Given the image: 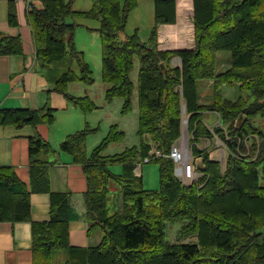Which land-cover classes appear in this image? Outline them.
Wrapping results in <instances>:
<instances>
[{
  "label": "trees",
  "instance_id": "trees-1",
  "mask_svg": "<svg viewBox=\"0 0 264 264\" xmlns=\"http://www.w3.org/2000/svg\"><path fill=\"white\" fill-rule=\"evenodd\" d=\"M75 1L42 0L43 9L28 12L36 57L46 69L68 57L75 59L81 74L72 68L58 74L54 89L83 111L95 110L98 106L89 96L67 91L69 82H93L90 65L74 40L80 24L67 18L98 20L106 97L109 102L122 98L124 114L132 109L131 72L136 56L140 62L139 144L105 154L110 144L126 136L116 123L90 153L87 137L97 128L89 125L60 144L83 168L88 233L94 228L103 232L97 245H70V192L51 191L48 168L41 159L31 162V188L12 166L0 165V221H32V193L50 194V219L32 222L33 264H54L60 249L71 253L65 264H264V132L254 125L255 118L264 117V0H193L195 46L177 50H161L158 38L161 24L176 23V0H153L154 24L147 41L137 32L120 40L128 13L140 0H93L88 10H75ZM9 22L18 24L13 1ZM223 50L230 52L232 66L218 74L217 53ZM23 51L21 36L0 35V55ZM174 56L182 59L181 67L172 65ZM202 79L216 80L209 105L200 103L197 82ZM223 84H239L241 92L249 91L255 99L224 98ZM184 105L192 165L200 173L191 184L177 177L171 157L183 133ZM206 110L220 115L219 125L211 128L204 122ZM54 120L49 106L0 109L2 124L36 127ZM217 139L227 151L225 165L212 157L210 146L200 145L205 140L214 145ZM153 149L160 151V156L151 159L159 164V188L148 189L135 169ZM50 151H54L52 145L40 134L30 138L31 157ZM118 164L122 165L119 174L110 168ZM112 182L121 185L123 204L110 214ZM168 221L183 222L175 241L167 237Z\"/></svg>",
  "mask_w": 264,
  "mask_h": 264
},
{
  "label": "crops",
  "instance_id": "crops-1",
  "mask_svg": "<svg viewBox=\"0 0 264 264\" xmlns=\"http://www.w3.org/2000/svg\"><path fill=\"white\" fill-rule=\"evenodd\" d=\"M12 1L16 9L17 25H11L9 22V10ZM82 1L76 0L74 2L73 7L77 4V7L74 8L75 10L90 9L93 0H90L91 2L86 1V4L81 3ZM142 1L140 0L139 4ZM176 1V23L161 24L159 26V48L161 50L193 49L195 46L194 22L192 21L194 1ZM30 7L36 9L44 8L42 0H0V35L21 36L24 50L22 54L0 55V109L29 108L38 110L49 106L54 111L55 120L51 124L40 123L36 127L30 124L18 127L14 124L0 123V165L12 166L19 178L31 188V162L36 159L44 160L45 163L43 165L48 168L51 191L70 192L72 213V220L69 223L70 245L74 247L95 246L101 241L103 232L100 228H94L91 235L88 233L89 224L85 218L87 180L83 168L73 162L70 154L61 150L60 144L69 134L77 132L87 125L91 128H97L96 131L87 137L88 153L108 134L112 124L116 123L121 129H124L125 137L128 136L129 124H133V133L136 134L139 114L138 94L133 99L134 110L132 112L117 118H111L114 107L117 109L116 113L119 114L123 99L114 98L111 102L107 100L106 91L108 85L102 80L101 70V75L98 74L97 77L91 75L93 82L76 80L69 82L67 86V91L70 95L89 96L97 104L98 108L91 112H85L80 107L75 106L68 96L54 89V80L58 76L59 70L62 71L64 69L60 65L61 63L46 69L41 67V62L36 57L35 41L28 15ZM89 22L82 21L75 29V43L80 51H84V43L91 41L92 38H94V46L98 48L97 35L88 32L86 27L90 30H97L99 24ZM181 30L186 35H183L185 39L180 37L182 35L180 34L182 33ZM91 35L92 37H90ZM88 49V57L84 54L85 60L93 72L95 67V70L99 71L102 66L99 58L101 53L99 55L97 51H93L92 54L90 53V46H88ZM175 60H177V63L174 62ZM66 63L67 61L62 63V65L65 66ZM172 64L181 66V61L173 57ZM54 67L58 71H52ZM131 78L132 80L134 79L133 76ZM199 81L197 86L200 102L202 104L210 103L212 101L210 91L211 87L214 86L215 79H208V82L201 83L200 90ZM225 86L231 85H223L222 87ZM229 93L233 95V91ZM236 95L238 94L236 93ZM109 111L110 113H108ZM206 112L209 114L205 115ZM107 114L109 117H107ZM130 115L131 118L129 119L128 116ZM204 118L210 122H207ZM103 120L105 121L104 123ZM203 120L209 127L216 126L220 122L219 115L215 111L203 112ZM37 134L47 140L54 151L41 154L39 152L31 157L29 152L30 138ZM203 142L200 145L206 147L204 146L205 142ZM115 143L108 146L105 154L121 152L129 147L127 141L120 143L122 144L121 147ZM36 164L40 165V161H37ZM110 168L117 174L122 172V166L114 165ZM151 170L150 167L142 165L140 173L136 172V174H142L145 181ZM50 200L51 196L48 192H33L31 195L32 221H0V264H33L32 222L50 219ZM122 204L117 203V206L120 208ZM70 256L71 253L64 249L60 258L54 259V262L56 264H65Z\"/></svg>",
  "mask_w": 264,
  "mask_h": 264
},
{
  "label": "rangeland",
  "instance_id": "rangeland-1",
  "mask_svg": "<svg viewBox=\"0 0 264 264\" xmlns=\"http://www.w3.org/2000/svg\"><path fill=\"white\" fill-rule=\"evenodd\" d=\"M86 1L91 2L90 0H83L81 3H85L86 4ZM176 6H177V1H176ZM76 7H77V4H75L74 8H76ZM82 8H84V7H82ZM73 19L78 24H80L82 21H84V22L90 21L89 23L99 24L98 20L87 19V18H82V17H75V18L74 17H68L67 21L68 22H72ZM127 20L128 21H127V24H126V27H125V31L120 34V40H123L127 35H131L134 32H137L142 41H147L149 39V36H150V30H151V28H152V26L154 24V1L153 0H143L142 2H140V4L137 5L133 10L129 11ZM176 21H177V14H176ZM86 30L88 32H90V33H94V34L97 35L98 48L94 46V38H92L91 41H87V43H84V48L85 49H84V51H81V52H83V54H85V56L88 57V53H89L88 46H90V53L93 54V51H95V52L97 51V53L99 55L101 53V57H99V58L101 59V62H102V40L100 41V39H101L100 34H99V32L97 30H92V29L90 30V29H88V27H86ZM181 32L182 33H180V34H182V35H180V37L185 39L184 36H186V35L184 34V32L182 30H181ZM86 37H87V35H86ZM90 37H92V35ZM158 38H159V33H158ZM74 40H75V38H74ZM85 56H84V58H85ZM174 58H178L181 61V65H182V59L179 56H174ZM65 61H67V63H66L65 66H63L62 63H64ZM174 62L177 63V60H175ZM60 65L64 69L62 71L59 70V75L61 73L65 72V71H67L70 68H72L76 72L77 75L81 74L80 66L78 65V63H77V61L75 59L72 60L71 58L68 57L65 60H63ZM173 66H175V65H173ZM231 66H232V60H231L230 52L229 51H224V50L223 51H219L217 53V62H216V71H217V73L220 74V73L226 71L227 69H229ZM139 67H140V62H139L138 57L136 56L135 59H134V67H133L132 72H131V77L132 76L134 77V79L132 81H133V83L135 85V88H134V93H133V97H132V109L129 112H132L134 110L133 99L138 94L137 81H138ZM178 67H181V66H178ZM90 69H91V67H90ZM95 69H96V67H95ZM95 69H94V72L91 69L92 75H94L95 77H97L98 74L101 75L102 66L99 68V71H96ZM52 71L55 72V71H58V69L54 67L52 69ZM99 81H101V80H99ZM204 82H208V79H202V80L199 81V90L201 89V85L200 84L204 83ZM102 83H104V82H102ZM223 85H228V84H223ZM238 85L239 84L233 85V86H236V87H231V86L222 87L221 86V92H222L223 97L227 98V99H230V100H235L240 95H242L249 102H251V101H253L255 99L254 96H252V94L249 91L241 92ZM197 88H198V86H197ZM231 91H233V95L229 93ZM213 92H214V86L211 87L210 93L213 94ZM236 93L238 95H236ZM199 97H200V95H199ZM211 100H212V96H211ZM210 103L203 104V105H209ZM114 106H115V104H114ZM116 110H117L116 107H114V112H113L111 118H117L118 116H121V115L124 114L121 111V109L119 110V114L116 113ZM206 111H211V110H206ZM108 113H110V111ZM207 114H209V113L206 112L205 115H207ZM107 117H109L108 114H107ZM128 117L130 119L131 115L128 116ZM187 117H188V114H187V111H186V113L183 116V121H182V129H183L182 136L175 143L176 146H178V147H181V146L183 147V144L184 143L186 144V142L189 143V135L187 133L188 130H187V121H186ZM219 118H220V115H219ZM205 120L207 122H210L207 119H205ZM218 121H219V119H218ZM104 122L105 121L103 120V123ZM219 124H220V122L217 125H219ZM254 125L264 132V117L258 116L257 118H255L254 119ZM129 126L130 127L128 129L129 130L128 131V136L125 137V139H123L122 141H119V142L115 143L117 146L121 147L122 144H120V143H125L126 141H127V145L129 147L139 144L140 139L138 141V137L139 136H137V132H136V134L133 133L134 125L133 124H129ZM212 127H214V126H212ZM122 130H124V129H122ZM204 142H203L204 146H206V147L210 146V148H211L210 151L212 153V157L215 158V159L221 160L222 163L225 165L226 157H227V151L225 149V146H223L221 144V142L218 141V140H216L214 145L212 144V142L210 140H206ZM189 145H190V149L189 150H186V152H185V149H184L183 158L185 157L186 154H187L186 157H188V159L185 160V161H188V160H190V158H192L191 144L189 143L188 146ZM174 163H175V171H176V167L178 168L180 166L179 163H182V165L180 166L181 170L184 168L183 161L177 160ZM139 165H140V163H138V165H137V169H136L137 173L138 172L140 173V166ZM142 165H144L145 167H150L152 169L151 172L148 175V178L144 181V187L148 188V189H157V188H159V164L157 162H155V161L154 162L150 161V162H147V163L142 162ZM116 166L120 167L122 165L118 164ZM193 172H194V177L198 178L200 176V173L195 171L194 168H193ZM259 173H260V180H261V177H262V170L261 169H259ZM109 189H110V195H109V201H108V207H109L108 212L110 214H113L114 212H116L117 210H119L121 208V207L119 208L117 206V203L120 204V205L122 204V200H121L122 199V196H121V185L116 183V182H112L109 185ZM182 225H183V222H180V221H176V222L168 221L167 222L166 234H167V237H168V239L170 241H175V240L178 239L179 231H180ZM63 251H64V249L58 250L55 253V255H54V257H55L54 259L60 258V255H61V253H63Z\"/></svg>",
  "mask_w": 264,
  "mask_h": 264
},
{
  "label": "built area",
  "instance_id": "built-area-1",
  "mask_svg": "<svg viewBox=\"0 0 264 264\" xmlns=\"http://www.w3.org/2000/svg\"><path fill=\"white\" fill-rule=\"evenodd\" d=\"M34 9V7H30V11ZM185 144V143H184ZM183 144V145H184ZM185 152L186 150H188V142H186V146H185ZM184 149L183 147H178L176 146V144L173 147V150L171 152V157L173 158L174 162H176L177 160L179 161H183L184 163V168L181 170L180 166L182 165V163H179V167H176V175L179 177V179H181L185 184H191L193 180L196 179V177H194V172H193V165H192V159L190 158V160L185 161V159L183 158V154H184ZM187 155V154H186ZM155 156H160V151H158L157 149H153L150 152V156L146 157L144 159L143 162L147 163L150 162L152 157ZM188 159V157H186V160ZM140 168L142 166V163H140Z\"/></svg>",
  "mask_w": 264,
  "mask_h": 264
},
{
  "label": "water",
  "instance_id": "water-1",
  "mask_svg": "<svg viewBox=\"0 0 264 264\" xmlns=\"http://www.w3.org/2000/svg\"><path fill=\"white\" fill-rule=\"evenodd\" d=\"M186 113V106L184 105L183 106V116H184V114ZM186 121H188V120H186ZM188 133V132H187ZM189 135V134H188Z\"/></svg>",
  "mask_w": 264,
  "mask_h": 264
},
{
  "label": "clouds",
  "instance_id": "clouds-1",
  "mask_svg": "<svg viewBox=\"0 0 264 264\" xmlns=\"http://www.w3.org/2000/svg\"><path fill=\"white\" fill-rule=\"evenodd\" d=\"M186 120H188V117H187V119ZM188 122V121H187ZM188 130V129H187ZM188 134H189V132H188ZM219 141V140H218ZM189 144V143H188ZM190 149V145L188 146V150ZM192 159V158H191ZM137 168V167H136ZM135 172H136V169H135ZM178 177V176H177ZM179 178V177H178Z\"/></svg>",
  "mask_w": 264,
  "mask_h": 264
},
{
  "label": "bare ground",
  "instance_id": "bare-ground-1",
  "mask_svg": "<svg viewBox=\"0 0 264 264\" xmlns=\"http://www.w3.org/2000/svg\"><path fill=\"white\" fill-rule=\"evenodd\" d=\"M185 146H186V144L183 145V149L185 148ZM184 159L186 160V155H185Z\"/></svg>",
  "mask_w": 264,
  "mask_h": 264
}]
</instances>
